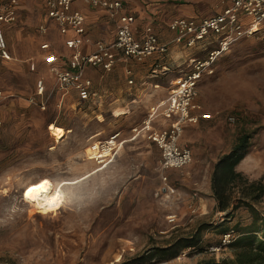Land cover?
Segmentation results:
<instances>
[{
    "label": "rangeland",
    "instance_id": "rangeland-1",
    "mask_svg": "<svg viewBox=\"0 0 264 264\" xmlns=\"http://www.w3.org/2000/svg\"><path fill=\"white\" fill-rule=\"evenodd\" d=\"M203 9L204 15L214 14V2L203 4ZM42 13L39 4H22L23 24L7 29V35L11 48L23 51L15 52L12 62L0 65L4 95L0 98V264H201L210 259L233 260L232 245L219 251L210 246L217 245L221 233L231 228L238 238V229L251 222L253 213L244 206L230 217L217 211L209 187L215 163L245 133L252 134L251 145L237 170L251 181L264 174V21L255 34L221 54L215 74L205 76L200 83L197 102L211 119L185 128L181 142L191 147L194 160L183 168L163 172L175 188V193L166 194L160 149L147 139L127 141L108 165L86 159L92 142L108 139L118 131L129 138L131 128L146 116L149 107L143 97L147 92H140L145 87L140 83L146 78L133 76L130 84L126 65H121L123 81L132 87L131 93L123 94L126 101L111 104L104 97L99 106L79 104L72 95L62 99L49 65L41 62L39 72H32L25 62L28 55L39 51L43 38L37 26ZM16 33L26 45L19 44ZM215 44L206 47L212 49ZM26 48H30L28 54ZM206 51L186 47L188 56L170 68L164 94L174 78L189 70L190 57L202 58ZM39 74L49 82L45 109L30 99ZM116 81L119 79L113 77L112 82ZM102 88L98 89L102 92ZM155 99L151 96V102ZM121 110L126 112L116 114ZM52 123L67 131L60 142L49 130ZM97 165L102 170L73 187L76 196L57 212L33 211L22 198L23 189L31 182L43 177L73 179ZM194 194L196 213L190 206ZM255 207L264 216V196ZM171 215L176 216L174 223L168 219ZM201 224L211 227L202 232L197 244L178 248L184 239L198 233ZM158 248L172 249L151 256Z\"/></svg>",
    "mask_w": 264,
    "mask_h": 264
},
{
    "label": "built area",
    "instance_id": "built-area-1",
    "mask_svg": "<svg viewBox=\"0 0 264 264\" xmlns=\"http://www.w3.org/2000/svg\"><path fill=\"white\" fill-rule=\"evenodd\" d=\"M33 1V0H26ZM44 3L47 16L59 28L62 34L73 31V37L66 40V47L71 51L66 57V63L60 64V56L49 52L46 58L50 70L54 74L63 92L74 90L81 102H99L100 95L93 89V81L87 76V68H102L111 71L123 57L141 62L158 53L165 54L171 43L182 44L189 48L207 50L205 56L190 57V67L187 72L172 80L165 98L155 101L148 108L142 121L131 128L130 139L144 138L154 143L160 149V168L164 181L163 190L166 194L175 193L173 185L168 183V175L164 171L180 169L191 164L194 153L191 147L182 145L180 138L189 125L199 124L201 120L211 119L197 102L199 86L205 76H212L216 71V61L241 39L255 34L264 21V0H232V3L219 13L203 17L174 18L169 27L175 36L169 43L159 40L151 26H147L141 37L135 33V16L130 13L119 14L116 33L111 42H97L96 49L91 53L82 50V45L88 42L86 37L85 15L72 8L77 0H39ZM95 6H103L115 16L123 7L122 0H89ZM19 0H0V65L3 60H10L9 53L2 38V25L17 21V6ZM41 30H45L41 26ZM216 43L215 47L206 46ZM42 49L49 50L50 44L45 42ZM30 69L35 70L36 64L30 63ZM130 84L134 82L131 78ZM156 87L158 85H155ZM42 82H39L38 94L43 93ZM4 97L0 90V98ZM42 109L45 102H36ZM125 140L121 132L112 134L108 139L91 143L87 149V158L102 166L111 163L118 155ZM196 194L191 196V211L197 212L193 206ZM169 221L174 223L176 216L171 215ZM234 230L223 233L217 245L210 246L213 251L227 248L236 240Z\"/></svg>",
    "mask_w": 264,
    "mask_h": 264
},
{
    "label": "crops",
    "instance_id": "crops-1",
    "mask_svg": "<svg viewBox=\"0 0 264 264\" xmlns=\"http://www.w3.org/2000/svg\"><path fill=\"white\" fill-rule=\"evenodd\" d=\"M213 1L214 2V14L219 13L223 10V8L227 7L232 3V0H122L123 7L122 9L115 15L112 16L110 11L107 10L103 6H95L89 0H77L73 3L72 8L74 10L81 11L85 17V26H86V37L88 38V42H85L82 45V50L86 53H91L96 49L97 42H111L114 39L117 23L119 19V14L130 13L133 14L136 18L134 23L135 33L138 37H141L144 33V30L147 26H151L154 31L157 33L159 40L163 43H169L175 36L174 32L170 29L169 23L178 17H197L203 18L212 15H204L205 10L203 9V4H207V2ZM29 3V4H39L42 9V18L39 22L37 29L39 32V36L43 38L39 42V51L36 50L33 55H28L26 59V64L28 69L32 72H39L40 64L43 62L46 64L50 70V64H47L46 58L49 52H54L60 56V64L64 65L66 63V57L70 55L71 51L66 47V40L68 38L73 37V31H69L67 34H62L58 28V26L47 16V10L43 2L39 0L33 1H26V0H19V5L17 6V21L11 24H3L2 25V38L3 42L5 43L9 53L11 54L10 60H3V62L10 63L15 58V52H21L23 49L15 48V51L11 48V41L7 35V29L14 27L15 25L22 23L23 20L21 17V7L22 4ZM41 26L45 27V30H41ZM19 37V44L21 46L26 45L27 41H21V34L18 35L16 33V37ZM49 43L50 49H42L41 45L43 43ZM23 48V47H22ZM25 53L28 54V50L30 48L24 49ZM27 50V51H26ZM183 50V52L181 51ZM181 51V52H180ZM31 54V52H30ZM186 47L182 44L171 43L169 46V50L165 54H154L145 60L138 62L131 58L123 57L121 60L116 64V68L111 71H104L102 68H87V76L90 77L93 81V89L97 91L100 95V99L98 105H102V99L105 97L107 103L111 102L114 103L116 101H124L125 97L123 94L125 92H129L132 87H128L127 84L123 81V72L120 69L121 65L127 68V73L129 75V79H133L134 77L137 80H146L140 83V86H144L143 88L137 89L138 91L147 92L146 97H143L144 104L147 107H150L152 103L163 99L167 96L166 87L164 83L167 79L171 76L170 68L179 60L186 57ZM188 56V55H187ZM34 62L36 64V69L33 71L30 69V63ZM1 63V64H2ZM122 63V64H121ZM51 71V70H50ZM51 76L54 77L56 81V87L62 93V99L65 97H69L70 95L75 96L79 104L85 103L81 102L74 90H70L69 92H63V90L59 87L58 82L51 72ZM134 76V77H133ZM119 79L117 82H112V78ZM207 78V77H206ZM128 79V80H129ZM39 82H42L43 86V93L38 94V86ZM48 78L43 75L39 74L36 79L35 90L33 94L30 96L34 98L36 102H45V98L47 96L48 91ZM144 84V85H143ZM155 85H158L157 87ZM102 88V92L99 87ZM136 88L137 84L135 85ZM0 90H2L0 88ZM72 92V93H71ZM131 93V92H129ZM156 94V95H155ZM131 95V94H130ZM148 95V97H147ZM143 96V95H142ZM151 96H156V99L151 102ZM47 100V99H46ZM126 101V100H125ZM31 102V101H30ZM87 103V102H86ZM88 103H94L90 101ZM38 105L37 103H33ZM39 107V105H38ZM124 107V105H123ZM41 108V107H40ZM45 109V108H44ZM131 136V134H130ZM123 138L125 143L127 141H132V139ZM182 137V136H181ZM142 139V138H140ZM144 139V138H143ZM180 143L181 138H180ZM124 145V144H123ZM122 145V146H123ZM185 145V144H182ZM188 146V145H187ZM122 149V148H121ZM194 153V152H193ZM210 191L211 184L209 187ZM211 198L213 200V207L216 206L215 198L213 197V193L211 192Z\"/></svg>",
    "mask_w": 264,
    "mask_h": 264
},
{
    "label": "trees",
    "instance_id": "trees-1",
    "mask_svg": "<svg viewBox=\"0 0 264 264\" xmlns=\"http://www.w3.org/2000/svg\"><path fill=\"white\" fill-rule=\"evenodd\" d=\"M251 139L252 134H242L230 151L217 160L211 174V189L217 211L226 212V216L230 217L234 211L244 206L252 211L253 219L238 229L239 237L230 244L234 248L233 260L210 259L201 264H264V216L255 207L264 196V174L258 180L251 181L237 170V165L251 145ZM209 227L211 225L201 224L198 233L192 238L184 239L178 248L196 245L202 232ZM229 230L223 231L221 235ZM169 249L172 248H158L151 256L164 255Z\"/></svg>",
    "mask_w": 264,
    "mask_h": 264
},
{
    "label": "bare ground",
    "instance_id": "bare-ground-1",
    "mask_svg": "<svg viewBox=\"0 0 264 264\" xmlns=\"http://www.w3.org/2000/svg\"><path fill=\"white\" fill-rule=\"evenodd\" d=\"M124 112L126 111L121 110L118 111L116 114L120 115L124 114ZM49 130L57 142L62 141V139L67 134V131L63 127L54 123L49 125ZM86 159L88 162H95L94 160H90L89 158ZM101 170L102 167L97 165L92 167L89 171H87V173L83 174L82 176L73 179H64L60 181L53 180L49 177H43L37 181L27 184L22 191V198L26 203L31 205L33 211L42 212L46 214L51 212H57L66 204L67 201L73 198V196H76V191L73 190V187H75L84 179L98 173ZM44 180L49 181V185L45 186L44 189H38L37 191L33 192L31 195L32 197H35V199H32L31 197L25 195L28 188L38 185ZM57 195H59V199H55ZM119 259L120 257H118L116 261H118Z\"/></svg>",
    "mask_w": 264,
    "mask_h": 264
},
{
    "label": "snow or ice",
    "instance_id": "snow-or-ice-1",
    "mask_svg": "<svg viewBox=\"0 0 264 264\" xmlns=\"http://www.w3.org/2000/svg\"><path fill=\"white\" fill-rule=\"evenodd\" d=\"M48 185H49V181L44 180V181H42L40 184L28 188V190H27V192L25 193V195L28 196V197H31L32 199H35V197H32L31 194H32L33 192L37 191L38 189H44L45 186H48ZM55 199H59V195H57V197H56Z\"/></svg>",
    "mask_w": 264,
    "mask_h": 264
}]
</instances>
